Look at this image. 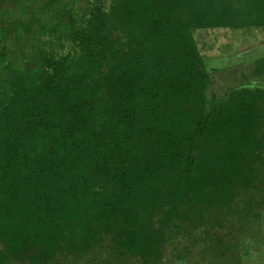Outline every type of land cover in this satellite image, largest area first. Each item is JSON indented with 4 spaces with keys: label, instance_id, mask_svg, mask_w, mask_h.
<instances>
[{
    "label": "trees",
    "instance_id": "1",
    "mask_svg": "<svg viewBox=\"0 0 264 264\" xmlns=\"http://www.w3.org/2000/svg\"><path fill=\"white\" fill-rule=\"evenodd\" d=\"M216 28L264 29V0H0V264L264 243V52L212 67Z\"/></svg>",
    "mask_w": 264,
    "mask_h": 264
},
{
    "label": "rangeland",
    "instance_id": "2",
    "mask_svg": "<svg viewBox=\"0 0 264 264\" xmlns=\"http://www.w3.org/2000/svg\"><path fill=\"white\" fill-rule=\"evenodd\" d=\"M199 48L202 54L208 59L212 67L233 66L236 62L247 60L249 54L243 57L244 52L261 53L264 52V29H198L195 32ZM14 45H18L15 43ZM55 44L54 47H58ZM68 46L66 47V49ZM243 53V54H242ZM243 58L242 60H240ZM15 62H17L15 60ZM20 63V62H19ZM19 68V66H17ZM249 238H245L244 242ZM254 241V240H253ZM257 242V241H256ZM248 242H246L247 244ZM241 264H264V243L253 244L250 251L243 254ZM170 264V263H168ZM171 264H185L184 262H174ZM187 264H209L192 262ZM214 264V263H211Z\"/></svg>",
    "mask_w": 264,
    "mask_h": 264
}]
</instances>
